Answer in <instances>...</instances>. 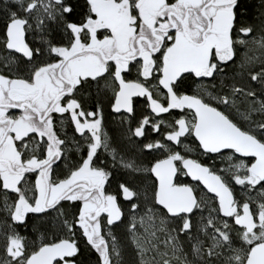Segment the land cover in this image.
<instances>
[{
  "label": "snow or ice",
  "instance_id": "obj_1",
  "mask_svg": "<svg viewBox=\"0 0 264 264\" xmlns=\"http://www.w3.org/2000/svg\"><path fill=\"white\" fill-rule=\"evenodd\" d=\"M0 264H264V0H0Z\"/></svg>",
  "mask_w": 264,
  "mask_h": 264
},
{
  "label": "flooded vegetation",
  "instance_id": "obj_2",
  "mask_svg": "<svg viewBox=\"0 0 264 264\" xmlns=\"http://www.w3.org/2000/svg\"><path fill=\"white\" fill-rule=\"evenodd\" d=\"M106 111H107V109H106Z\"/></svg>",
  "mask_w": 264,
  "mask_h": 264
}]
</instances>
